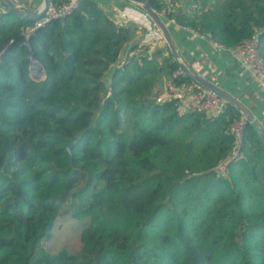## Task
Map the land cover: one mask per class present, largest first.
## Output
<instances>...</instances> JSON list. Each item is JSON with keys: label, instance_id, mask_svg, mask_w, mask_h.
Segmentation results:
<instances>
[{"label": "trees", "instance_id": "16d2710c", "mask_svg": "<svg viewBox=\"0 0 264 264\" xmlns=\"http://www.w3.org/2000/svg\"><path fill=\"white\" fill-rule=\"evenodd\" d=\"M176 3L165 19L225 48L259 34L264 59V0ZM35 24L0 11V264H264V144L250 124L246 159L226 178L214 168L239 111L181 115L178 100H154L160 75L179 68L166 49L135 46L108 90L135 29L93 0L27 37ZM64 207L87 221L84 246L52 256L42 243Z\"/></svg>", "mask_w": 264, "mask_h": 264}, {"label": "crops", "instance_id": "0c3cea01", "mask_svg": "<svg viewBox=\"0 0 264 264\" xmlns=\"http://www.w3.org/2000/svg\"><path fill=\"white\" fill-rule=\"evenodd\" d=\"M10 1L19 6L20 0ZM93 1L118 26L133 27L135 29L134 35L121 55L119 63L107 75L108 80H110L113 71L118 66L121 67L126 59L132 55V49L137 45L149 48V52L146 54L148 57H151L158 50L166 49L172 55L174 61V56L166 42L165 35L155 26L153 18L138 4L131 0ZM33 3L35 4V2ZM43 5L44 0L35 13L40 12ZM0 6L9 7L6 0H0ZM184 8V5L176 3L171 5L170 11L181 13ZM161 21L173 42L180 60L190 73L195 78L201 79L221 91L224 96L238 104L239 109L233 105L230 106L236 108L240 114L244 112L248 116H254L264 129V91L260 88L253 75L242 67L238 54L230 48L216 45V42L196 33L189 27H182L175 21L168 19ZM169 81V77L160 75L157 87L152 95V98L158 103L172 100L166 89ZM181 97H184L183 93ZM221 113L207 115L206 117L217 118Z\"/></svg>", "mask_w": 264, "mask_h": 264}, {"label": "built area", "instance_id": "2783aa9c", "mask_svg": "<svg viewBox=\"0 0 264 264\" xmlns=\"http://www.w3.org/2000/svg\"><path fill=\"white\" fill-rule=\"evenodd\" d=\"M84 1L85 0H70L68 3L59 7L49 5L43 17L36 21L35 26L28 28L25 35L29 37L34 31L44 27L50 22L54 20H63L65 17L77 11ZM141 1L149 5L151 0ZM156 1L164 5V8L161 11H157L150 5L149 6L155 14H157L160 20H163L166 18L170 10L171 3L168 0ZM172 21L174 22V20ZM155 26L157 27V24ZM216 45L219 44L216 43ZM230 49L238 54L242 67L253 75L260 88L264 91V59L259 53V34H256L250 39L244 40L240 45ZM1 56L2 54L0 53V60ZM174 61L178 64L179 68L173 73L166 89L171 95L172 100L179 101L178 111L181 115L197 114L210 116L212 114L215 115L216 113L223 112L228 106L233 105L232 100L223 94L213 91L212 89L192 79L183 69L186 66L182 63L180 58L179 61L183 68L180 66L177 59L174 58ZM187 77H190L193 82L188 85L176 84V81ZM182 93L184 97H181ZM248 125L249 120L243 113L240 114L239 118L231 124L229 134L232 137V146L227 156L220 160L218 166L216 167L215 171L219 177L226 178L229 175V171L232 166L246 159L244 140Z\"/></svg>", "mask_w": 264, "mask_h": 264}, {"label": "rangeland", "instance_id": "374dc122", "mask_svg": "<svg viewBox=\"0 0 264 264\" xmlns=\"http://www.w3.org/2000/svg\"><path fill=\"white\" fill-rule=\"evenodd\" d=\"M168 1L172 5V0L171 1L168 0ZM33 2H35V4ZM42 3H43V0H38V1L20 0L19 6H21L23 9H26L28 13L34 14L41 7ZM6 9L7 8H5L4 6L3 7L0 6V11L1 10L6 11ZM204 12H205V9L204 10L200 9V12L198 11V13L200 14H204ZM157 27L159 28L158 24H157ZM159 30L161 29L159 28ZM108 79L109 78L107 76L105 83H107L106 84L108 87L107 89L109 90L110 80ZM190 153L194 156V154L196 153V150L195 151L191 150ZM218 164L219 163H217V166ZM216 167H214L215 170H216ZM87 225H88L87 221L75 219L72 216V214L67 211L66 207L62 208L55 222L50 240L44 241L42 243L43 249L45 250L47 254L52 255V256L57 255L58 253L62 251H67L68 253L72 255H77L79 252L83 250L84 245L82 242L81 234Z\"/></svg>", "mask_w": 264, "mask_h": 264}, {"label": "water", "instance_id": "95a60500", "mask_svg": "<svg viewBox=\"0 0 264 264\" xmlns=\"http://www.w3.org/2000/svg\"><path fill=\"white\" fill-rule=\"evenodd\" d=\"M7 4L9 6V8L13 11H15L16 13L19 14L20 18L22 19H27V20H39L40 18L43 17L44 13L46 12L47 8L49 7V0H44V5L42 7V9L40 10V12L35 13V14H30L27 11H25V9H23L20 6H16L12 1L10 0H6ZM132 2H135L136 4H138L145 12H147L152 18L153 20L158 24L159 28L161 29V31L163 32V34L166 37V42L169 45V48L174 56L175 59H177L179 61V56L176 52V49L173 45V42L169 36V34L167 33V30L165 29L163 22L160 20V18L157 16V14H155V12L151 9V7L141 1V0H131ZM24 11V12H23ZM32 61V65H31V77L33 80L35 81H43L46 79V74H45V70L43 68V66L41 64H39L36 61ZM33 63H35V68H33ZM180 63V61H179ZM180 66L183 68L182 64L180 63ZM188 74L189 76L196 80L198 83L212 89L213 91L219 92L220 94L221 91H219L217 88H215L214 86L204 82L201 79L195 78L190 72L189 70L184 67L183 68ZM35 70L39 71V72H35ZM44 76V77H43ZM228 98V97H227ZM230 99V98H229ZM231 100V99H230ZM233 106H235L237 109H239V105L236 104L235 102H233ZM243 114H245L249 120V124L252 126V128L254 129L255 133L257 134L258 138L262 141V143L264 144V129L262 128V126L260 125V123L258 122V120L254 117V116H248L246 113L243 112ZM78 138L74 139L73 141L69 142L68 148L70 149L76 142H77Z\"/></svg>", "mask_w": 264, "mask_h": 264}, {"label": "bare ground", "instance_id": "6f19581e", "mask_svg": "<svg viewBox=\"0 0 264 264\" xmlns=\"http://www.w3.org/2000/svg\"><path fill=\"white\" fill-rule=\"evenodd\" d=\"M33 68H35V63H33ZM35 72H39V71L35 70ZM43 77H44V76H43Z\"/></svg>", "mask_w": 264, "mask_h": 264}]
</instances>
